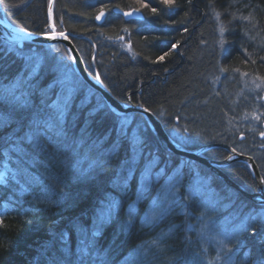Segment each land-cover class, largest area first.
<instances>
[{"label": "trees", "instance_id": "trees-1", "mask_svg": "<svg viewBox=\"0 0 264 264\" xmlns=\"http://www.w3.org/2000/svg\"><path fill=\"white\" fill-rule=\"evenodd\" d=\"M49 2L4 0L0 7L14 24L46 33L50 31ZM174 5L169 8L163 0H55L53 17L60 27L64 19V28L75 34L76 45L86 47L80 51L88 63L97 49L99 73L114 96L121 100L129 97L133 103L147 107L161 119L171 137L185 146L198 148L225 142L253 156L264 176V139L260 135L264 105L259 107L241 94L239 83L232 84L224 75V69L246 73L257 69L264 77V0H174ZM101 9L107 11V17L99 26L95 17ZM134 9L142 14L141 18L126 20L124 12ZM19 11L24 22L17 21ZM249 14L251 22L240 18ZM121 24L128 28L127 33H120ZM121 36H125L124 42L112 41ZM219 39L228 46L226 51ZM175 44L181 45L180 52ZM30 47L25 45L24 49ZM13 50L0 40V89L31 60L39 64L34 83L51 85L52 101L62 99L69 87H75L78 95L74 115L68 119L67 135L49 132L33 138L34 129L22 123L24 117L15 115L16 122L0 130V175L6 163L4 150L22 140L35 155L34 162L56 175L62 195L56 202L37 204L31 201L33 197L22 201L10 195L8 190L14 191L11 186L0 185L2 198L10 195L16 199L13 202L7 198L9 214L0 225V264H100V260L105 264H189L192 247L186 213H169L151 226L142 225L158 184L129 215L137 194V178L153 157L159 159L156 169L163 168L168 174L181 169L183 193L199 175L209 180L216 196L234 201L246 212L261 209L206 166L163 150L140 115L134 114L127 124L123 123L124 118L111 112L101 96L71 73V66L65 65L60 56L68 54L63 47H43L32 55ZM53 62L62 69L57 76L63 84L52 82L49 68ZM47 111L38 118H45ZM121 126L126 135L121 134ZM132 131L147 140L142 155L133 147ZM28 132L27 142L23 137ZM206 154L216 159L226 156L220 148ZM138 155L124 192H118L123 164ZM225 171L246 190L253 191L255 182L246 164L233 163ZM8 182L11 185L10 179ZM116 195L114 213L104 214V207ZM253 230L244 232L237 262L245 254L264 248V220L259 219Z\"/></svg>", "mask_w": 264, "mask_h": 264}, {"label": "rangeland", "instance_id": "rangeland-1", "mask_svg": "<svg viewBox=\"0 0 264 264\" xmlns=\"http://www.w3.org/2000/svg\"><path fill=\"white\" fill-rule=\"evenodd\" d=\"M251 85L258 94L264 96V88H261V85L254 82ZM253 112H260V110ZM14 119L15 116L13 114L7 119L6 123H0V129L5 128ZM123 123L127 124L128 122L124 121ZM132 132L131 136L136 137L137 132ZM30 134L31 132L25 134L23 139L28 142ZM20 141L18 140L16 142ZM12 145L9 148L8 154L9 156L11 154V161L16 164L10 161L4 164L2 174L0 175L4 177V183L2 185H9L19 191L20 197L28 195L30 199L33 197L31 195H34L30 187H35V190H39L41 194L38 197L34 195L31 201L50 203L51 201L56 202V200H59L62 195L60 191L58 192V183L55 179L47 177V181L42 180L45 174L38 170L39 168L35 166L33 160H26L27 157L22 150V146L18 143ZM138 157L139 155L135 156V159L133 158L123 164L117 183L118 192H124L127 182L133 174L134 166L138 162ZM18 165L21 167H17ZM156 166L157 161L152 165H148L142 173L140 188L136 194V201L132 204L133 209L130 211L131 216L137 210V203L145 197L146 193L156 183L158 184L156 195L143 214L142 225L144 227L155 224L169 213L175 212L180 215L186 213L189 218L188 240L192 247V257L189 264H208L210 260H214L217 253L220 252L221 246L219 241H224L229 248L233 249V252L236 254L235 259L237 260L240 249L244 244L242 241L244 232L252 231L259 219L264 220V218L257 215L261 209L246 212L243 207L234 204V201L228 202L216 196L213 193L214 189L211 187L209 180L203 179L199 175H196L192 179V185L183 193L182 183L184 176L181 169H176L172 175L165 177L164 174H166V171L163 168L157 170ZM129 167H131V172L128 171ZM11 178L13 182L10 185L8 180ZM177 184H179V187H174ZM190 193H195V195L189 196ZM114 198L117 200V195ZM160 205L169 208L167 214L163 216L159 215ZM114 208L115 204L109 201L107 208L104 209V214L114 213ZM3 209L4 206L0 203V213L3 212ZM149 215H156L157 219L152 223H146V217ZM233 229H236V236L229 242L223 233L230 232ZM253 232L255 231L253 230ZM220 254L223 256V253ZM216 264H224L223 259L217 261Z\"/></svg>", "mask_w": 264, "mask_h": 264}, {"label": "snow or ice", "instance_id": "snow-or-ice-1", "mask_svg": "<svg viewBox=\"0 0 264 264\" xmlns=\"http://www.w3.org/2000/svg\"><path fill=\"white\" fill-rule=\"evenodd\" d=\"M4 0H0V3H3ZM163 2L169 7H173L174 0H163ZM14 7H18V5H13ZM143 7H148L147 4L142 5ZM117 7H119L117 5ZM51 11V9H49ZM133 11H138V9H134ZM133 11L125 12L124 15L131 16ZM151 11L153 13L156 12L155 8H152ZM217 15H219L217 13ZM104 16V10L101 9L99 15L96 16V19H101ZM243 20L252 21V16L249 14L248 16H241ZM53 29L55 25H52ZM220 32L223 34L224 28H220ZM34 35L28 28H20L18 30V36L16 38V42L19 43L21 40H26L27 37ZM56 35L62 36L64 39L68 37L63 33H52L53 38ZM221 46L223 47V40H221ZM160 60H163L164 57H159ZM62 71L59 69L55 63L53 62L52 66L49 68V72L52 75V82L63 84L64 81L61 80L57 73ZM227 71V69H224ZM239 71V69H237ZM36 72V68L32 67L31 64L28 67H22V70L17 72L12 82L3 85L2 89H0V123H6L7 119L11 117V115H15L17 118L24 117L25 120L22 123L30 129H34L33 138L38 139V137L42 134L53 133L58 136L67 135V123L70 116L74 115L72 109L73 105L76 101L78 92L75 87L69 88L67 90V94L63 95L62 99H57L56 101H52L49 96V92L51 91V85H46L41 87L39 83H34V73ZM245 76L248 73H244ZM96 79L99 80V76L97 75ZM264 79V77H261ZM103 83V81H100ZM45 118L40 119L41 113L45 112ZM99 111V109H97ZM147 111V109H146ZM257 120L260 119V116L255 117ZM120 132L122 135H126V130L123 126L120 128ZM260 135L264 137V132H261ZM147 140L145 137L137 135L134 138L133 147H135L137 154L142 155L144 146L146 145ZM235 151V149H232ZM231 159V157H228ZM135 159V157H134ZM157 160L156 157H153L148 161L149 165H152ZM131 172V167L128 169ZM182 175V174H181ZM4 183V177L0 176V184ZM176 188L179 187V184L174 186ZM195 193H190L189 196H193ZM159 215L163 216L167 214L169 211L168 207L164 205H160ZM131 215V213H129ZM257 215L264 218V207L261 208L260 212ZM157 219L156 215H149L146 217V223H152ZM3 224V219L0 218V225ZM206 227V226H205ZM223 235L226 236L229 242H231L232 238L236 236V229H233L230 232H224ZM155 243V241L153 242ZM220 243V252L217 253L214 260H210L208 264H216L217 261L223 259L224 264H264V248H261L255 254H245L244 258L239 262L236 261V254L233 252L232 248H229L228 245L224 241H219ZM223 253V256L220 254ZM99 259V258H98ZM100 264H105V261L100 260Z\"/></svg>", "mask_w": 264, "mask_h": 264}, {"label": "bare ground", "instance_id": "bare-ground-1", "mask_svg": "<svg viewBox=\"0 0 264 264\" xmlns=\"http://www.w3.org/2000/svg\"><path fill=\"white\" fill-rule=\"evenodd\" d=\"M20 1V3L21 2H27V3H32L33 2V0H19ZM50 2H49V5H48V19H49V27H50V31L49 32H46V33H43V32H38V31H33V30H30L27 26H19V25H16V24H14L11 20H10V16H8V14H7V11H5L4 10V8L3 7H0V12H1V14H0V18L2 19V20H7L8 21V23L9 24H12L13 26H16L17 28H28L29 29V31H31L32 33H34V34H48V33H51L52 32V25H55V31L56 32H70V31H68V30H66L64 27V25H65V20L64 19H61L62 20V23L63 24H61V27H60V25L59 24H57L56 23V21H55V19H54V17H53V11H54V2H55V0H49ZM121 8V7H120ZM14 9V8H13ZM49 9H51V11L49 10ZM14 11H15V9H14ZM129 11H133V10H126L125 12H129ZM124 12V13H125ZM133 12H135V13H138V14H140V16H138V17H135V16H131V17H126V15H124L125 16V19L126 20H130V19H139V18H141V16H142V14L139 12V11H133ZM104 13H105V18H104V21H102V22H99L98 21V19H96V17H95V22H96V24L97 25H99V26H101V25H103L104 24V22H105V20H106V17H107V11L106 10H104ZM16 15H17V17H18V19H17V21H21V22H24L25 20H24V17H23V15H22V12H18V13H16ZM15 15V16H16ZM97 15H99V13L97 14ZM96 15V16H97ZM121 26H122V30L120 31V33H127L128 32V28H125L124 29V26L121 24ZM72 35H71V39H72V41H73V44L75 45V47L78 49V51H79V53H80V55H81V57H82V59H83V61H84V64H85V66H86V69H87V71L95 78V75L97 74L99 77H100V79H101V81H103V83H104V85L108 88V86H107V84L104 82V80H103V78L101 77V75H100V73H99V69H98V67H97V64H96V61H97V49H95V51L93 52V54L91 55L92 57H91V61L88 63L86 60H85V58H84V56L82 55V53H81V51L84 49V50H86V47L85 46H81V47H78L77 45H76V43H75V41L73 40V38L74 37H76L75 36V34H73L72 32H70ZM126 36V35H125ZM125 36H121V38H114V39H112V41L113 42H118V41H122V42H124L125 41ZM263 36H264V34H263ZM219 38V37H218ZM0 40H2L3 41V43H5L6 45H8V47L10 48V49H14L13 51H16V50H22L23 51V53H26V55L27 54H29V55H32V54H34V53H36L35 51H37V50H39L40 48H47V49H50V48H57V47H59V46H61V47H63L64 49H65V51H63V52H68V54H66V53H64V54H61L60 56H61V58L65 61V65H69V66H71L70 68H71V70H72V72L71 73H76L77 75H78V77L80 78V80L87 86V87H89L92 91H94V93H96L97 95H99V96H101V98L103 99V96L97 91V90H95V89H93L79 74H78V72H77V70H76V67H75V64H74V60H73V58H72V55L70 54V52H69V50H68V48L66 47V46H63V45H61V44H53V45H35V44H30V43H27V42H24V41H20L19 43H9V42H7V41H5L4 39H2L1 37H0ZM219 42H221V40L219 39ZM25 45H28V46H31L30 48H28V50L26 49H24V46ZM261 45L262 46H264V40L263 41H261ZM14 47V48H13ZM175 50L177 51V52H180V50H181V45L180 44H175ZM16 49V50H15ZM225 49H228V46L226 45H223V50L224 51H226ZM57 49H55V51H56ZM81 50V51H80ZM54 51L53 50H50V53H53ZM84 52V51H83ZM224 53V52H223ZM218 56H220V54L218 55ZM69 63H71V65L69 64ZM28 64H31L32 66H36L35 68H36V72L34 73V75H37L38 74V69H39V64L37 63V62H33V61H29L28 62ZM254 72H256V73H254ZM244 73H246V71L244 70V71H237V70H235V71H232V72H230V71H225L224 72V75H225V78H227V79H229V81L232 83V84H235V83H239V85H240V93L241 94H245V95H247L248 97H250L257 105H259V107H261V106H263L264 105V96H262V95H260V94H258L257 92H256V90L254 89V88H252V82H254V83H257V84H259V85H261L260 87L261 88H264V80L263 79H261V76L259 75V73H258V71H257V69H255L254 71H249L248 72V75L247 76H245L244 75ZM241 77H244V78H242L241 79ZM247 79H249V81H246ZM246 82V83H245ZM226 88H227V86H225ZM225 87H222V91L224 92V93H227V90L225 89ZM109 89V88H108ZM264 94V93H263ZM104 100V99H103ZM119 100H121V99H119ZM105 101V100H104ZM121 101H123V102H125V103H127V104H134V105H136V106H141V107H143V108H147V107H145V106H142V105H139V104H135V103H133L132 101H131V99L128 97L127 98V100H121ZM105 103H106V101H105ZM107 104V103H106ZM107 106H108V104H107ZM109 107V106H108ZM109 109H110V111L111 112H113L115 115H117L118 117H121V118H124V120L125 121H129V119H130V117L132 116V115H134V114H138V113H131V114H128V115H125V116H120V115H118L117 113H115L110 107H109ZM148 109V108H147ZM149 110V109H148ZM151 111V110H150ZM152 112V111H151ZM153 113V112H152ZM154 114V113H153ZM138 115H140L142 118H144L145 120H146V118L143 116V115H141V114H138ZM155 116H157L156 114H154ZM158 117V116H157ZM159 118V117H158ZM160 119V118H159ZM161 120V119H160ZM13 122H16V119H14L13 121H12V123ZM146 122H147V124H148V126L150 127V129L152 130V132L155 134V136L158 138V136H157V134H156V132L153 130V128L150 126V124H149V122L146 120ZM162 122V121H161ZM162 124H163V122H162ZM262 128H263V132H264V122H263V124H262ZM166 129V128H165ZM0 130H2V129H0ZM166 131H167V129H166ZM168 132V131H167ZM168 134L170 135V133L168 132ZM171 136V135H170ZM262 137V136H261ZM172 138V137H171ZM173 139V138H172ZM263 139H264V137H263ZM158 140H159V138H158ZM174 140V139H173ZM20 141V140H19ZM178 145H180V146H183V147H185V148H190V147H188V146H185V145H183V144H181V143H179V142H177L176 140H174ZM16 144L18 143L20 146H22V150H23V152L26 154V160L28 161V160H33L34 161V157H35V155L32 153V151H31V149L28 147V143H26V142H24V141H20V142H15ZM159 143H160V145H161V147H162V149L163 150H165V151H167L163 146H162V144H161V142H160V140H159ZM215 144H225V145H227V146H229V147H231L232 149H235L233 146H231L230 144H227V143H225V142H214ZM210 144H213V143H209V144H205V145H210ZM13 146V145H12ZM10 148V147H9ZM216 148H220V149H224L225 150V152H226V156L223 158V159H216V158H213V157H211L212 159H215V160H222V161H225V160H227L228 159V157H233V153L228 149V148H224V147H216ZM213 149V148H212ZM235 151H237L238 153H240V154H242V155H246V156H251V155H249V154H246V153H243V152H241V151H238V150H236L235 149ZM5 152V153H4ZM4 152H3V157H4V161L7 163V162H12L11 161V159H12V157H10L11 156V154H10V156H9V149L7 148L6 150H4ZM167 152H169V153H172V152H170V151H167ZM207 153V152H206ZM172 154H174V153H172ZM174 155H176V156H178L177 154H174ZM178 157H180V156H178ZM251 157H253V156H251ZM180 158H182V159H184V160H187V161H192V160H188V159H185V158H183V157H180ZM254 158V157H253ZM254 160H255V158H254ZM3 161V162H4ZM256 161V160H255ZM194 162H197V161H194ZM13 164H16L15 162H12ZM197 163H199V162H197ZM233 163H239V164H246V163H244V162H238V161H232V162H230V163H228V164H224V165H222V166H219V168H220V170L222 171V172H224L225 174H227V172L225 171V167L226 166H229V165H231V164H233ZM257 163V162H256ZM5 164V163H4ZM157 164H159V159H157ZM201 164V163H200ZM258 164V163H257ZM203 165V164H202ZM248 167H249V165L248 164H246ZM35 166L36 167H38L39 169L38 170H40L41 172H43L45 175H44V179H42V180H44V181H47V177H51L52 179H55V181L57 182L58 181V179L56 178V175L55 174H51V169H48V168H46V167H43L42 165H39V164H37L36 162H35ZM52 166V165H51ZM205 166V165H204ZM259 166V165H258ZM3 167H4V165H3ZM17 167H21L20 165H18ZM49 167V166H48ZM207 167V166H206ZM50 168H52V167H50ZM147 168V167H146ZM146 168L144 167V168H142V170H141V172H140V176H138V178H137V185H138V189L140 188V184H141V179H142V173L146 170ZM208 168V167H207ZM260 168V167H259ZM209 170H211L213 173H215L217 176H219L220 177V175H218L216 172H214L212 169H210V168H208ZM157 170H160V168H158ZM174 170H176V169H173V171ZM134 171V170H133ZM251 171H252V169H251ZM260 173H261V176H262V179H263V181H264V176H263V174H262V172H261V170H260ZM133 175V174H132ZM165 175V177H168V176H170V175H172V173H170V174H168V173H166V174H164ZM228 175V174H227ZM229 176V175H228ZM230 177V176H229ZM252 177H253V180H254V182H255V187L252 189L253 191H248L249 193H251V194H255V193H258L259 192V186L257 185V181H256V178H255V176H254V173L252 172ZM231 178V177H230ZM49 179V178H48ZM203 179H205V178H203ZM222 179V178H221ZM232 179V178H231ZM11 180V182H13V179L11 178L10 179ZM223 180V179H222ZM233 180V179H232ZM224 181V180H223ZM234 181V180H233ZM225 182V181H224ZM234 182H236V181H234ZM226 183V182H225ZM237 183V182H236ZM227 184V183H226ZM237 184H239V183H237ZM0 185H2V184H0ZM229 185V184H228ZM240 185V184H239ZM230 187H232L231 185H229ZM242 186V185H241ZM243 187V186H242ZM10 188H12V187H10ZM232 188H234V187H232ZM244 188V187H243ZM30 189H31V192H32V194H34L35 196H40V194H41V192L39 191V190H35V187H30ZM138 189H137V191H136V193L138 192ZM235 189V188H234ZM235 190H237V189H235ZM238 191V190H237ZM8 192H10V195H13V194H15V195H17V196H19L20 197V194H19V191L18 190H15L14 189V191H13V193L11 192V190L9 189L8 190ZM10 195H6V197L5 198H2V194H1V191H0V203L4 206V209H3V212H1L0 213V218H2L3 220H4V218H6V216L9 214V204H8V202H7V198L9 199V200H12L13 202L14 201H16V199H14V198H12V197H9ZM34 195H31V196H33L34 197ZM137 196V195H136ZM246 198V197H245ZM26 199H29V196L28 195H24L23 197H21V199L20 200H26ZM246 199H248V198H246ZM249 201H251L252 203H254L256 206H259V207H264V206H261V205H259V204H257V203H255V202H253L252 200H250V199H248ZM136 201V198H135V200L130 204V206H129V209H130V211L133 209L132 208V204L134 203ZM110 202H112L113 204H116V203H118V201L115 199V198H113V197H111L110 198ZM39 202H37V204H38ZM139 203H140V201L137 203V207L139 206ZM7 206V207H6ZM38 205H36V207H37ZM46 206V205H45ZM116 206V205H115ZM5 207H6V209H5ZM104 208H107V206H105Z\"/></svg>", "mask_w": 264, "mask_h": 264}, {"label": "water", "instance_id": "water-1", "mask_svg": "<svg viewBox=\"0 0 264 264\" xmlns=\"http://www.w3.org/2000/svg\"><path fill=\"white\" fill-rule=\"evenodd\" d=\"M131 16L138 17L140 14L133 12ZM126 16V17H131ZM104 16L101 19H98L99 22L104 21ZM18 30L16 26L9 24L7 20H2L0 18V37L9 43H17L16 38L18 36ZM61 33L56 32L55 28L52 27V32L48 34H34L32 36L27 37L26 40H21L30 44L35 45H53V44H61L66 46L72 55L74 60V64L78 74L95 90H97L102 96L103 99L106 101L108 106L118 115L125 116L131 113H138L143 115L146 120L149 122L150 126L156 132L162 146L167 150L174 154H177L180 157H183L188 160L197 161L208 168L212 169L216 172L220 177L229 185L237 189L244 197L252 200L253 202L264 206V181L262 179L260 168L253 157L246 156L238 153L237 151H232V148L225 145V144H210L204 145L198 148H185L183 146L178 145L168 134L164 125L162 124L161 120L155 116L150 110L147 108H143L141 106H136L134 104H127L121 100H119L116 96L112 94V92L104 85V83H100L101 79H96L87 71L84 61L78 51V49L73 44L71 39L70 32H63L68 38L64 39L62 36L56 35L53 38L52 33ZM20 42V41H19ZM147 109V111H146ZM216 147H224L228 148L232 153L233 157L231 159H227L225 161L222 160H215L206 155V152L212 148ZM232 161L244 162L249 165L254 173V176L257 181V185L259 186V192L255 194L249 193L245 188L241 185L234 182L227 174L222 172L219 166L224 164H228Z\"/></svg>", "mask_w": 264, "mask_h": 264}]
</instances>
